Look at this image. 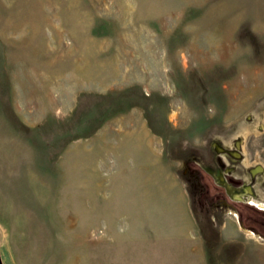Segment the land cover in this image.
<instances>
[{
	"label": "rangeland",
	"instance_id": "obj_1",
	"mask_svg": "<svg viewBox=\"0 0 264 264\" xmlns=\"http://www.w3.org/2000/svg\"><path fill=\"white\" fill-rule=\"evenodd\" d=\"M1 264H264V0H0Z\"/></svg>",
	"mask_w": 264,
	"mask_h": 264
},
{
	"label": "water",
	"instance_id": "obj_2",
	"mask_svg": "<svg viewBox=\"0 0 264 264\" xmlns=\"http://www.w3.org/2000/svg\"><path fill=\"white\" fill-rule=\"evenodd\" d=\"M1 264V263H0Z\"/></svg>",
	"mask_w": 264,
	"mask_h": 264
}]
</instances>
